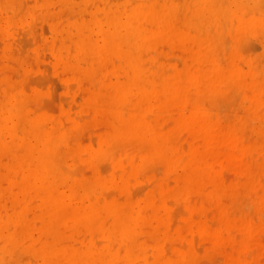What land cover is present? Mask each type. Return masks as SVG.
Segmentation results:
<instances>
[{"label":"bare ground","instance_id":"6f19581e","mask_svg":"<svg viewBox=\"0 0 264 264\" xmlns=\"http://www.w3.org/2000/svg\"><path fill=\"white\" fill-rule=\"evenodd\" d=\"M94 1L93 4L92 0L89 3L94 5L96 2L97 4L98 0ZM100 1L97 5L100 4ZM112 1L110 0L109 4H107L108 0L107 2L101 1L105 4L96 6V11L99 13L96 14L94 10L91 17L88 16V18L90 17L88 20L84 18L85 10L82 18L80 12L83 11V8L79 3L80 6L75 11L76 18L73 17L74 15L72 16L75 20L61 28L58 26L60 22L58 25H54L56 37H60L62 53L66 51L68 54H73L74 61H68V67L73 69L78 81H82V78L87 80L85 94L88 105L95 110L97 115L101 110H106L109 113L106 120L108 132L104 133L105 135L102 133L103 137H101L102 134L99 136L100 139L98 138L96 141H99L97 146L93 143L95 146L90 147L89 145V148L71 147L62 122L50 121L49 123L45 116L30 111L27 108L29 103L27 106L22 104V100L30 95L14 79L15 75L12 73L13 71H10L11 69L9 72L14 75V78L9 77V73L8 77L0 78V264H138L139 260H150L149 255L145 256L144 252L146 251L138 249L141 244L137 243V239L140 238H136V233L138 227H141L139 222L144 220L145 213H148L147 216L150 217L151 210L148 206L152 199L136 204L132 201L131 193L125 186L128 176L130 175L131 178V175L140 169V162L137 164L135 163L137 159H132L133 161L128 163V168L123 163H117L124 170L121 169V175L118 174L121 172L114 171L118 178L113 176L114 173H106L112 175V179L104 178L101 175L102 171H100L101 173L97 171L93 177L90 175V178L79 177V171L84 167L80 162L78 163L81 165H75L77 168H71L73 172L79 169L77 171L79 176H76V173H72L69 166L67 167L63 162L85 159L91 163L94 157L97 156L100 159L101 156H105L100 160L103 161L111 152L109 151L111 144L118 143L122 146L131 144L144 159L157 157L167 161L171 168L177 166L183 159L178 162L174 157L175 152L172 149L174 148L172 144L175 142L172 141L171 134L161 129L164 123L161 122L162 125L159 126L151 120L153 114L150 113V109L153 106L159 109L167 107L169 110L174 108L170 111H176L179 107L178 111L181 107L183 111H185L184 108H190L188 115L179 114L177 116L176 125L193 130L200 128L203 131L210 110L203 101L212 100L217 89L223 87L222 84L241 74H246V76L250 74L253 81L257 77L264 79V60L247 57L248 55L243 57V54L235 52L229 56L226 64H223L225 63L224 59L220 60L221 57H217V52L221 53L224 48L222 47V39H224L222 37L226 32L231 35L233 41L231 42L237 49L241 43L243 46V41L245 42L247 38L259 37L264 42V6L261 9L264 0ZM35 2L36 6L30 9L25 4L29 3L26 0H0V19L4 36L9 37L12 26L24 24L28 18L34 20L41 16L49 18L50 20H47L51 21L50 13L45 11L50 5V0H36ZM64 2L65 6L70 7L77 3L75 0H64ZM89 3L87 6L91 5ZM261 3V8L255 7ZM28 27L31 30V24ZM22 33L25 35L24 32ZM161 40L162 42L163 40L171 42L173 45L189 43L187 48L190 45L192 53L189 60H191V64L185 62L187 65L179 71H176V68L175 71L174 69L170 70V67L168 69L163 65H159L157 68L155 64L153 66L154 62L151 63L150 60H154H149L148 52L155 50L157 47L150 50L152 45L159 44ZM170 46L172 47V44ZM181 49L186 50V47ZM13 51L14 49L6 46L3 51L6 56L4 60L8 58L11 66L15 64L23 66L24 61L18 56L15 57L17 53L14 54ZM53 51L57 50L53 49ZM222 53L228 54V52ZM111 56L117 57L123 65L115 67L117 64L113 62L115 66L113 65ZM245 66L247 71L243 68ZM1 72L3 73V71ZM113 75H117V78L122 76L123 79L114 80L116 77H112ZM72 78L74 79L73 76ZM202 95H205L206 98L202 99ZM85 107L89 109L86 105ZM154 108L153 113L155 112ZM91 112L92 115L94 111ZM175 113L177 115V111ZM149 114H152V118L149 117ZM99 115L101 116V113ZM208 117L210 118V116ZM158 118L157 120H159ZM214 129L216 130V128ZM134 148L127 149L128 151L126 150L125 153L130 151L129 154H133ZM139 154L133 156H139ZM198 156L192 155L193 162L191 165H187L189 174L183 177V182L190 183L199 180L195 183L200 184L201 178L205 177L202 162ZM97 157L95 161L99 162ZM234 157L236 158V156ZM118 169L120 170V168ZM101 170L104 171L105 168ZM108 183L123 188L127 193L125 202H121L119 197H117L118 199L113 197V194L110 196L108 192H105L108 194L103 193L106 191L104 188ZM31 194L38 198L40 208L42 207L39 217L43 225L40 222L42 226L39 232H35V226L28 219L30 216L28 205L31 204L27 205V198ZM34 201L37 202V200ZM146 208L148 212H146ZM35 210H38L37 207ZM67 218L84 223L92 236L102 234L101 236L105 238H103V242L108 241V244L100 247L96 238L97 243L90 239V241L87 240L89 242H85V245H80L81 247L77 246L75 239L68 245H63V242L67 240L63 239L62 227L66 224ZM68 222H72V220ZM153 225L156 226V222ZM143 226L142 230L145 229ZM159 228L162 229V225ZM150 229L153 232L154 229ZM68 230L66 231L68 232ZM159 232L162 233V231ZM117 238L122 240L126 249L123 247L122 249L120 247L122 245H117L121 243L117 242ZM100 239L102 240V237ZM115 239H117L115 244L113 242L112 244L117 248L111 244V241ZM163 248L156 249L155 264H172L171 260H167L164 256ZM23 251L34 257L35 261L31 259L30 262H23L22 259L25 257H20ZM146 253L148 254V252ZM29 254L26 258L28 256L31 258ZM12 256H15L14 259L8 260ZM154 256L153 258H155ZM145 261L142 263H148ZM151 263L153 264V262Z\"/></svg>","mask_w":264,"mask_h":264},{"label":"rangeland","instance_id":"374dc122","mask_svg":"<svg viewBox=\"0 0 264 264\" xmlns=\"http://www.w3.org/2000/svg\"><path fill=\"white\" fill-rule=\"evenodd\" d=\"M35 1L36 0H26V2L29 3L25 4L28 8L32 9L36 6ZM75 1L77 3L73 7H70L65 6L64 0H50V7L48 6L45 11L50 13L52 18L51 21L47 20L49 18L41 16L34 20L28 18L26 23L12 26L9 37L3 35L4 32L2 31L0 19V70L3 71V73L0 71V78L8 77V73L9 77L15 75V78H13L18 81L30 95L22 100L23 105L27 106L29 103V107L27 108L30 111L45 116L49 123L50 121L62 122L65 126L68 142L71 147L78 146L81 148H89V145L92 147L99 143V141H96L98 138L100 139L99 136L102 133L106 134L108 132L106 120L109 113L106 110H101L98 111L97 115L95 110L88 105L85 94L88 85L87 80L82 78L83 82L78 81L73 69L68 67L67 62L71 60L74 61L73 54H68L66 51L62 53L60 49V37H56L54 25H58L60 22L58 26L61 28L68 25L70 21L75 20L77 16L75 15V11H77L80 4H82L81 7L83 8L80 14L83 18L85 10L86 14L84 18L88 20L92 12H94V10L96 11L99 5L103 6L107 0H105V2H101L103 0H98L100 1L99 5H97L98 1L96 4L95 0V6L92 5L93 0L91 2L92 4L89 3L91 0ZM57 3H59L58 6ZM88 3L91 5L87 6ZM109 3H111L110 0H108L107 4ZM262 3L258 4L260 6L255 5V7L261 8L262 5L261 9H263L264 2ZM98 13L96 11V14ZM100 15H102V13H100ZM70 16L75 18L72 17V19ZM88 16L90 17L88 18ZM30 24L32 26L31 30L30 27H28ZM20 30L22 31L20 32ZM25 30H28V32H25ZM22 32H24L25 35H23ZM230 36L231 35L227 32L223 34L222 38L224 39H222V42L224 45L222 43V47L224 48H222L221 53L217 52V57H221L220 60L224 59L223 61L225 63L223 64H226L229 56L235 52L241 55L243 54V57L248 55L247 57H255L262 61L264 60V42L261 38H247L245 42L243 41V46L241 43L237 49V47L233 46L232 37ZM20 39L22 40L20 41ZM54 43L57 44L55 45ZM170 44H172V47ZM185 44L178 43L174 44V46L171 42H167L166 40L162 42L161 40L159 44L152 45L150 50H152L153 47H157L155 50L150 51L148 49V51H150L148 52V58L149 60H154H150V62H154L153 66L155 64L156 68L159 65H163L168 69L170 67V70L174 69L175 71V68L176 71H179V69L183 70L187 64H191V60L189 59L192 53L189 47L190 45L187 48L189 43ZM6 46L14 49V54H19H16L15 57L18 56L24 61L23 66H17L16 64L11 66L9 65L8 58L4 60L6 56L3 51ZM183 47H186V50H182L181 48ZM53 49L57 51L54 52ZM159 49L162 51L160 52ZM182 51L185 55L182 54ZM222 52H228V54L225 53V55ZM179 55L182 60L184 59V62L180 59ZM111 57H113L111 58L112 63L114 62L117 64L115 66L113 63L115 67L123 65L117 57ZM25 62L27 63L25 64ZM185 62H187V64ZM241 65L243 66V64ZM243 68L247 71L246 66ZM9 69H11V72L13 71L12 73L14 75L9 72ZM72 73L74 75H71ZM245 76L246 74H241L240 76L230 78L225 84H222V88L217 89V93L212 100H208V102L207 100L203 101L210 109L207 114L210 118L207 116L205 120V129L203 131H201L200 128L198 130H193L192 128L178 127L176 125L177 123L175 120L179 114H189L188 110L190 111V108L188 107V109L184 108L187 113L183 111L182 107V110L180 109L179 111L178 109L180 107L177 109L175 108L177 115L175 113L176 111H170L174 108H170L169 110L167 107L159 109L153 106L152 109H150V113L153 114H151L153 118L149 114V117L152 118L151 120L155 121L159 126L162 125L161 122L164 123L161 129L171 134L172 141L175 142V144L173 143L174 146L172 144V147H174L172 149L175 152L174 157L178 162L183 159L180 162L181 164L179 163L177 166L171 168L167 161L157 157L144 159L137 153L131 144L122 146L118 143L111 144L109 151L115 152H112V155H110L111 152H108L110 156L107 155L108 157L103 160L104 162L100 160L105 156H101L100 159L96 156L99 162L95 161L96 157H94L91 163H88L85 159H77L78 161L68 160L66 163L63 162L67 167L69 166L70 171L75 165L78 166L82 164L81 166H84L83 168L79 167L82 169V172L79 171L80 176L77 174L79 169L77 171H75V169V172H73L72 169L71 172L74 174L76 173V176L90 178V175L93 177L97 171L99 173L102 171L103 174L101 175L107 179H112V175L110 176L108 174L114 173L113 176L116 178L118 177L115 172H121L118 173L119 175L122 174L124 169L117 163H123L124 166L128 168L129 162L136 159L137 161L135 163L140 162V169L138 172L131 175V178L130 175L128 176V182L125 185L129 193H133L132 195L130 194V196L134 203L140 204V202L142 203L145 200L152 199L150 206H148L151 210H149L150 217L147 216L148 213H145L144 220L139 222V226L141 227L144 224L150 227L146 228V226H143V228L145 227L144 230L138 227L136 233V238H140L137 239V243L139 242L142 245L138 244L140 248L142 247L138 249L148 252V254L146 252L144 253L146 257L149 255L148 258L150 260H144L148 263H142L144 262L143 259L142 261L138 259L140 261L137 262L138 264H152L151 262L155 264L157 257L156 249L160 247H164L163 249L166 253H164V256L167 260H171L172 264H264V79H262V77H257L255 81H253L250 74ZM112 77H116L114 80L118 78L123 79L122 76L117 78V75H113ZM79 82L82 84H80L81 86ZM201 97L202 99L206 98L205 95ZM83 98L84 100H82ZM85 105L89 107V109L86 108ZM153 108L155 111L154 113L152 111ZM87 110H90V112L92 111L91 113L94 111L95 114L93 113L91 115ZM100 113L101 116L99 115ZM157 118L159 120H157ZM214 128H216V130ZM103 134L101 137L105 135ZM93 143H95V145ZM120 146L125 148H121ZM132 148H134V152L131 151L133 154H129L130 151L125 153L127 149L131 150ZM138 154L139 156H133ZM193 154L197 156L199 154L198 157L202 162L205 173V177L203 176V178H201L200 184L195 183V181L199 180L191 181L190 183L183 182V177L189 174L187 173L189 172L187 165L192 164ZM234 156H236V158ZM141 158L144 159V161H141ZM65 165L64 167H66ZM77 166L75 168H77ZM86 166L90 167L87 168ZM103 168H105L104 171L101 170ZM118 168H120V170ZM104 190L106 191L103 193L108 192L110 196L113 194V197H119L121 202H125L127 199V193H125L122 187L108 183ZM36 198L37 197L33 194L27 198V205L31 204L28 205V212L30 213L28 219L32 222V225L35 226V232H39L43 225L39 217L42 207L40 208V201ZM34 200H37V202ZM36 207L38 210H35ZM147 210L146 208V212H148ZM71 220L72 222H68ZM154 220L156 226L153 225L155 223ZM161 225L162 229H160L161 227L159 228ZM69 228H71V230H68ZM150 228L154 229L153 232ZM62 230L64 232L63 239L69 240V242H63V245H68L74 239L79 247L85 245V242H89L90 239L93 241L95 240L94 242L98 239L97 242L100 247L108 244V241L103 242L104 237L101 236L102 234L100 235L95 232L102 237V240L100 236H95V234L92 236L84 223L75 221L72 218H67L66 224L62 227ZM66 230H68V232ZM159 231H162V233ZM117 239L111 241V244L112 242H116ZM82 240L84 241L82 242ZM118 240L117 242L121 243L116 244L119 246L122 245L120 247L126 249L124 246L125 244H122V240ZM78 241L80 243H77ZM112 246L117 248L116 245L112 244ZM27 254L29 253L23 251L20 255L22 258L25 257L22 259L25 263L34 259L30 254L31 258H29V256V259L26 258ZM124 254L125 252L123 255ZM153 256L155 258H153ZM14 257L15 256H12V258L8 260L12 261Z\"/></svg>","mask_w":264,"mask_h":264}]
</instances>
